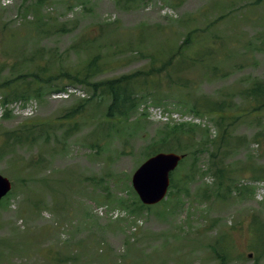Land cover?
Wrapping results in <instances>:
<instances>
[{"label": "rangeland", "instance_id": "374dc122", "mask_svg": "<svg viewBox=\"0 0 264 264\" xmlns=\"http://www.w3.org/2000/svg\"><path fill=\"white\" fill-rule=\"evenodd\" d=\"M127 1L0 0V264H264V0ZM136 73L108 119L93 85ZM158 150L186 158L147 207Z\"/></svg>", "mask_w": 264, "mask_h": 264}, {"label": "trees", "instance_id": "16d2710c", "mask_svg": "<svg viewBox=\"0 0 264 264\" xmlns=\"http://www.w3.org/2000/svg\"><path fill=\"white\" fill-rule=\"evenodd\" d=\"M124 1H127V0H124ZM188 41H186V43H188ZM104 70L105 69H103V67H101L98 64L97 58L95 57L84 68L83 73L85 74L84 78L86 79H80L79 74H75L73 78L74 80L80 81V82L87 80L84 83L90 84L88 79L98 76ZM137 75H140V74L136 73V75L134 76H123V77H119L116 79L108 80L106 82L95 83L93 85L95 89H97L99 86L104 85L103 94L108 96L109 99L111 100V103L107 107V113H106L108 119H113L116 117L125 118L136 106V104H134L135 92L133 91L136 84L133 82H134V78ZM141 76H142L143 84H146V82L148 81L143 75ZM8 84L9 83H5L3 87L6 88ZM31 86H32V81H28V83H26L25 87L23 88V91L21 92V94L25 95L28 92V90L31 89ZM7 88L8 90L13 89V87H7ZM9 95L10 93L7 94V98L9 97ZM241 95H243L247 99H251L253 102L255 101L254 103L256 106L253 108L254 112L256 113L264 112V82H258L256 83V85L254 84V85H251L249 88L243 89L241 91ZM223 106L224 105L220 106V109H221L220 111H222ZM184 128H186L185 125H184ZM158 151L161 152L160 150ZM156 153L154 152L153 154H150L149 157L155 155Z\"/></svg>", "mask_w": 264, "mask_h": 264}, {"label": "water", "instance_id": "95a60500", "mask_svg": "<svg viewBox=\"0 0 264 264\" xmlns=\"http://www.w3.org/2000/svg\"><path fill=\"white\" fill-rule=\"evenodd\" d=\"M183 158L184 155L176 153H158L137 169L132 177V184L144 204H156L166 196L170 174ZM10 190V181L0 175V200Z\"/></svg>", "mask_w": 264, "mask_h": 264}]
</instances>
